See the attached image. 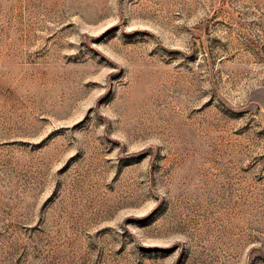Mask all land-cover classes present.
I'll use <instances>...</instances> for the list:
<instances>
[{"label":"rangeland","instance_id":"374dc122","mask_svg":"<svg viewBox=\"0 0 264 264\" xmlns=\"http://www.w3.org/2000/svg\"><path fill=\"white\" fill-rule=\"evenodd\" d=\"M0 264H264V0H0Z\"/></svg>","mask_w":264,"mask_h":264}]
</instances>
